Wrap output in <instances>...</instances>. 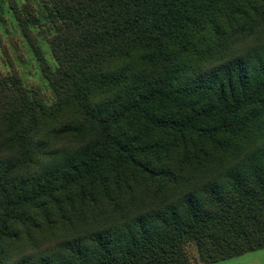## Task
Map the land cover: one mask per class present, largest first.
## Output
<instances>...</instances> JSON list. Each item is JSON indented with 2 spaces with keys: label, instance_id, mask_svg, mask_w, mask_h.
Instances as JSON below:
<instances>
[{
  "label": "trees",
  "instance_id": "1",
  "mask_svg": "<svg viewBox=\"0 0 264 264\" xmlns=\"http://www.w3.org/2000/svg\"><path fill=\"white\" fill-rule=\"evenodd\" d=\"M41 3L11 8L52 100L0 71V264L263 249L264 0Z\"/></svg>",
  "mask_w": 264,
  "mask_h": 264
},
{
  "label": "rangeland",
  "instance_id": "2",
  "mask_svg": "<svg viewBox=\"0 0 264 264\" xmlns=\"http://www.w3.org/2000/svg\"><path fill=\"white\" fill-rule=\"evenodd\" d=\"M0 3L2 5L0 9V71L2 74H7L12 67L25 88L37 90L43 100L50 102L53 98L51 89L44 79L30 42L20 31L11 8L15 4L22 15H25L27 8H30L36 16L43 18L41 0H0ZM42 21L45 20L42 19ZM38 26H31V36L38 44L44 58L54 67L55 62L46 41L48 25L43 22L41 27ZM185 250L191 264H200L192 244L187 245ZM212 264H264V248Z\"/></svg>",
  "mask_w": 264,
  "mask_h": 264
}]
</instances>
